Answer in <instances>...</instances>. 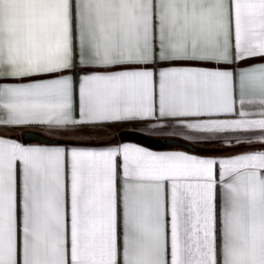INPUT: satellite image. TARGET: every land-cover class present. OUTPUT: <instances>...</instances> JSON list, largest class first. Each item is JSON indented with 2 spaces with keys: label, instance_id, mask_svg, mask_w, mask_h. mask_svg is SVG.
<instances>
[{
  "label": "snow or ice",
  "instance_id": "snow-or-ice-1",
  "mask_svg": "<svg viewBox=\"0 0 264 264\" xmlns=\"http://www.w3.org/2000/svg\"><path fill=\"white\" fill-rule=\"evenodd\" d=\"M0 264H264V0H0Z\"/></svg>",
  "mask_w": 264,
  "mask_h": 264
},
{
  "label": "crops",
  "instance_id": "crops-1",
  "mask_svg": "<svg viewBox=\"0 0 264 264\" xmlns=\"http://www.w3.org/2000/svg\"><path fill=\"white\" fill-rule=\"evenodd\" d=\"M123 129H133V124L132 123H123V124H116L112 125L110 128L107 130H102L98 132H92L88 136H86L83 140L81 141H75L73 140L72 142L74 143H85L88 145H100L108 141H117L120 140L119 138V132ZM24 130H37L41 131L44 134L48 136H57L56 133L42 127H18L15 129H12L8 132L9 135L13 136L20 142H23L21 140V132ZM58 139H63V140H69L71 139L70 137L67 136H57ZM123 142H135V141H123ZM31 144H38L39 142H29ZM138 143V142H137ZM147 146V145H146ZM196 148L199 149L200 153L202 154H214L219 156H225L229 154L230 152H242L245 149L243 148H235V149H223V150H218L216 149V146L214 145H209V146H204V145H194ZM157 150H167V149H157ZM180 150H186V149H180Z\"/></svg>",
  "mask_w": 264,
  "mask_h": 264
},
{
  "label": "water",
  "instance_id": "water-1",
  "mask_svg": "<svg viewBox=\"0 0 264 264\" xmlns=\"http://www.w3.org/2000/svg\"><path fill=\"white\" fill-rule=\"evenodd\" d=\"M51 136H48L46 134H44L41 131H37V130H24L21 132V140L23 142H45L49 139H51ZM119 138L120 140L123 141H135V142H145L144 137L136 131H133L132 129H123L119 132ZM63 140V139H61ZM168 143H172L171 141H169ZM147 145V144H146ZM195 147V146H193ZM158 149H162V148H158Z\"/></svg>",
  "mask_w": 264,
  "mask_h": 264
}]
</instances>
